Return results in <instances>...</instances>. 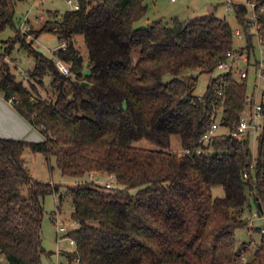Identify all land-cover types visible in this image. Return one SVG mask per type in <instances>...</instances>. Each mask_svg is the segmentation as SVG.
<instances>
[{
	"label": "trees",
	"instance_id": "1",
	"mask_svg": "<svg viewBox=\"0 0 264 264\" xmlns=\"http://www.w3.org/2000/svg\"><path fill=\"white\" fill-rule=\"evenodd\" d=\"M18 1L25 0H0V33L16 31L0 53V94L44 140L0 137V255L8 264H42V201L61 191L32 176L27 150L54 157L65 176L96 175L65 189L78 226L68 235L76 245L65 254L69 264H264L263 232L249 261H242L249 248L237 250L235 241L251 199L264 216V104L253 159L248 140L228 134L247 108V78L222 73L203 97L193 93L197 77L179 78L186 70L213 72L229 52L250 55L248 7L233 4L247 39L236 51L231 25L214 14L135 27L147 14L144 0H77V10L49 12L50 19L28 40L30 34L14 23ZM255 30L264 45L259 11ZM43 33L66 45L56 59L70 65L69 75L33 47ZM78 37L88 56L86 75ZM18 43L35 60L30 78L39 84L51 78V97L43 98L33 82L27 87L11 72L6 59ZM167 72L174 78L164 83ZM215 113H221L225 132L201 144ZM174 136L189 154L169 149ZM142 139L160 148L136 146ZM104 175L116 184H100ZM215 186L224 189V197L213 196Z\"/></svg>",
	"mask_w": 264,
	"mask_h": 264
},
{
	"label": "rangeland",
	"instance_id": "2",
	"mask_svg": "<svg viewBox=\"0 0 264 264\" xmlns=\"http://www.w3.org/2000/svg\"><path fill=\"white\" fill-rule=\"evenodd\" d=\"M72 4H77V0H71ZM148 6L147 14L140 21L135 23V27H147L154 21L159 19L171 20L173 18H179L181 20H188L196 16L214 14L219 18H225L232 27L234 34V49L236 51L242 50L247 46L246 33L244 28L238 22L236 14L233 8V4H244L248 7V13L246 15V20H250L253 16V11L248 5L249 0H144ZM68 2V0H25L18 1L15 4L14 12V23L17 30H21V22L24 18H29L28 30L22 31L23 33L30 34L27 36L28 40L33 38V32L40 29L41 26L50 19L49 12H59L60 14L72 10L73 5ZM16 31L8 27L3 32L0 33V53L4 51L3 42L14 38ZM249 34L252 35V47L250 52V67L247 78V92L248 94H254L256 101L258 103L264 104V79L259 76L257 67L260 63L264 66V45L260 43L258 36L256 34L255 27H250ZM63 42L59 37L53 33H43L33 42V47L39 52L43 53L45 56L56 60V53L58 49L62 48ZM83 57V75L89 73L88 67V56L86 53V48L82 38L78 37L76 43ZM245 51V50H243ZM133 58L136 60L139 57V50L133 52ZM7 62L10 65L11 72L16 76L17 81L22 82L25 86L30 87V82L34 83L35 89L38 93L45 99L52 96L51 89V78L46 77L43 80V84H39L35 79L30 78V73L35 68V60L29 54V52L23 48L19 43L15 45L12 49L10 55L7 57ZM242 62V60H240ZM236 61V66L238 69L244 68V64ZM70 67L69 64H67ZM224 73L222 70L216 68L211 73H200L198 70H186L181 73L179 78L188 82L191 77H197V85L194 89V94L199 97H203L210 85V82L214 80L218 75ZM174 78V75L167 72L163 74L162 81L167 83ZM2 96V95H1ZM250 114L247 108L243 113L245 118H248ZM262 120L258 122V128L255 133H250L249 139V149L251 151L252 158L255 159L257 156V136L261 133ZM225 132L224 128L219 129V134ZM39 138L43 137L42 133L36 131L35 133ZM42 141V140H41ZM30 142V141H29ZM33 142V141H32ZM40 142V141H34ZM136 146L149 148V149H159L155 143L142 139L135 143ZM171 151L179 154H184V149L182 142L179 137L174 136L171 139V145L169 148ZM34 154V153H32ZM29 168L35 176L42 182L53 183L61 186V191L59 194L49 193L44 197L43 208L44 215L42 220V245L45 253L42 255V264H69L66 253H73L75 247L71 245L69 233L76 229L77 223L73 219L72 213L73 208L71 200L65 195V189L67 186H73L78 183L89 182L91 179H95L96 175H85L83 177H71L62 174L61 170L57 166L56 159L51 157L46 159L44 155L37 154L32 156L28 160ZM100 184L109 185L115 180L110 178L108 175L99 177ZM137 189L130 190L131 193H135ZM212 194L214 197H224V189L220 186H215L212 189ZM60 195L63 196L60 201ZM58 217V221L54 218ZM244 219L246 220V225L241 226L235 230V241L237 250H240L244 246L249 248V252H245L242 261H249L252 257L253 252L260 245L262 240V231L264 228V216L258 214L255 202L251 199V207L245 212ZM61 225L66 228V232L58 234V226ZM61 250L60 257L57 258L55 253ZM53 253L52 255H48ZM0 264H8L6 258L0 255ZM72 264H77L73 261Z\"/></svg>",
	"mask_w": 264,
	"mask_h": 264
},
{
	"label": "built area",
	"instance_id": "3",
	"mask_svg": "<svg viewBox=\"0 0 264 264\" xmlns=\"http://www.w3.org/2000/svg\"><path fill=\"white\" fill-rule=\"evenodd\" d=\"M227 1L230 2V0H227ZM262 1L264 2V0H262ZM68 2L70 4H72L71 0H68ZM258 2H259V0H249V3H248V5L250 6V8L253 11V16L250 18V20L248 22L249 26H251V27L252 26L255 27L256 11H259L260 13H264V5L259 6ZM72 5H73L74 10L79 9L78 4H72ZM28 24H29V18L26 17L21 22V30L27 31L29 29ZM65 46L66 45L63 43L62 47L65 48ZM263 55H264V51H263ZM240 59L243 60V62L245 63L246 66L239 70L238 67L236 66V61H238ZM56 65H57V67L61 73L65 74V75L70 74V70H69V67L67 66L66 62L57 58L56 59ZM249 65H250V58L245 53V51L243 53L229 52L226 55V60L219 63L217 68L222 70L224 73L231 72L233 74V76L237 79H244V78H248V72H249V67H250ZM256 69L258 71L259 76L264 79V66H263V64L260 63ZM246 106L250 111L249 117L245 118L242 114L240 117L239 123L236 126H234L231 130L228 131L229 136L236 138L237 140L246 139L247 137H249L250 133H252V132L255 133L257 128H258V122L260 120H263L262 104L258 103L254 96L247 95ZM221 125H222V115H221V113H215V115L213 116L212 124L209 127V129L206 131V133L200 139V143L204 144V145H208L209 142H211L212 139L219 134L218 132H219V129L221 128ZM201 151H202V148H199L197 150L198 153H201ZM184 153L189 154L190 150L189 149L184 150ZM244 177H247V174H245ZM108 186H110V185H108ZM54 220L58 221V217L56 216L54 218ZM261 231L264 233V228L261 229ZM57 232H58V234L65 233L66 228L59 225ZM69 238H70L71 245L75 247L76 245H75L74 239H72L71 237H69ZM60 252H61V250H58L55 253L57 258L60 257V255H61ZM243 262H245V261H243ZM57 264H60V263L57 262Z\"/></svg>",
	"mask_w": 264,
	"mask_h": 264
},
{
	"label": "crops",
	"instance_id": "4",
	"mask_svg": "<svg viewBox=\"0 0 264 264\" xmlns=\"http://www.w3.org/2000/svg\"><path fill=\"white\" fill-rule=\"evenodd\" d=\"M242 60V59H240ZM239 60V62H241ZM242 64L245 63L241 62ZM0 94V137L3 138H12L17 140H24V141H43V137H38L35 133L38 131L35 129L24 117H22L14 108L11 102L7 101L4 96ZM250 95V94H248ZM254 96V94H252ZM255 97V96H254ZM262 104V103H261ZM37 154H32L30 150H27L24 158L26 159L27 163L32 156ZM32 176L35 178L33 173L31 172ZM113 179V177H110ZM108 184V183H106ZM109 185V184H108ZM110 186H114V183Z\"/></svg>",
	"mask_w": 264,
	"mask_h": 264
},
{
	"label": "water",
	"instance_id": "5",
	"mask_svg": "<svg viewBox=\"0 0 264 264\" xmlns=\"http://www.w3.org/2000/svg\"><path fill=\"white\" fill-rule=\"evenodd\" d=\"M81 84H82L83 86H86V87H92V85H91L90 83L86 82V81L81 82ZM258 208H259V210H261V206H260V204H258Z\"/></svg>",
	"mask_w": 264,
	"mask_h": 264
}]
</instances>
